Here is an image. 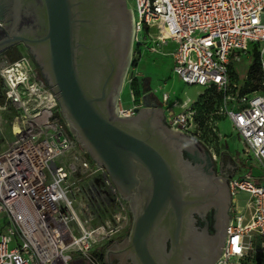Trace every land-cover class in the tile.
Listing matches in <instances>:
<instances>
[{
  "label": "built area",
  "instance_id": "2783aa9c",
  "mask_svg": "<svg viewBox=\"0 0 264 264\" xmlns=\"http://www.w3.org/2000/svg\"><path fill=\"white\" fill-rule=\"evenodd\" d=\"M126 2L131 48L170 56L172 71L201 87L199 94L210 88L222 94L197 120L195 100L173 112L176 101L169 105V94L162 91L166 124L201 141L217 160L225 139L218 122L227 118L251 168L261 171L234 174L228 181L230 221L215 264H264V91L240 93L229 75L230 63L255 47L264 85V0ZM0 77V109L10 112L12 136L0 150V264H106L94 248L124 230L126 202L105 169L80 148L29 55L0 61ZM117 110L129 116L137 107ZM85 178L94 199L115 196L112 221L92 224L87 207L75 210L74 192Z\"/></svg>",
  "mask_w": 264,
  "mask_h": 264
},
{
  "label": "water",
  "instance_id": "95a60500",
  "mask_svg": "<svg viewBox=\"0 0 264 264\" xmlns=\"http://www.w3.org/2000/svg\"><path fill=\"white\" fill-rule=\"evenodd\" d=\"M0 21V53L16 43L27 48L71 134L127 204L129 230L105 249L103 261L215 264L231 194L211 169L207 148L168 126L156 100L118 115L131 50L126 0H0ZM186 150L200 159L189 160ZM211 208L213 239L195 224V215Z\"/></svg>",
  "mask_w": 264,
  "mask_h": 264
},
{
  "label": "rangeland",
  "instance_id": "374dc122",
  "mask_svg": "<svg viewBox=\"0 0 264 264\" xmlns=\"http://www.w3.org/2000/svg\"><path fill=\"white\" fill-rule=\"evenodd\" d=\"M21 55L30 56L26 47L22 43H16L0 53V61L14 60ZM250 61L251 58L249 56L241 55L240 59L234 63L236 77L231 79L232 84H237L238 87H241L245 80L247 66ZM34 67L37 70L35 65ZM37 75L41 77L38 70ZM133 77L137 78L139 85L140 96L138 98L134 96L133 91L130 88V81ZM201 89L202 88L199 86L184 83L172 71V60L170 56L151 53L147 48L133 44L130 50L129 64L125 72L117 106L119 105L125 108L135 106L139 108L143 104L144 95L149 99L156 100L158 103L159 100L157 96H161L162 91L168 92L169 105H171L173 102L183 101L187 97L196 99L198 92ZM153 90H155V92H153ZM172 108L177 109L176 107ZM218 129L220 133L225 136V139L217 149L216 156L218 157V153L220 152V155L224 158L235 157L234 160L237 163L235 175H241L245 172L253 175L259 174L261 171L257 166L254 165V169L251 168L250 158L243 154V146L240 138L232 129L227 118H223L218 122ZM11 137L10 112L0 109V150L4 148L6 142L9 141ZM87 156L89 157V155ZM86 180L87 179L85 178L84 181H80L78 185L79 188L76 191L74 190L75 210L80 212L84 207H87L92 214V224L105 223L108 220L112 221V214L118 210V205L113 202L115 196L94 199L87 193V188L91 186ZM127 213L128 217L124 230L114 235L111 241L95 247L94 253L99 256L103 255L105 249L109 247L113 241L121 240L127 234L131 223V215L128 207Z\"/></svg>",
  "mask_w": 264,
  "mask_h": 264
},
{
  "label": "trees",
  "instance_id": "16d2710c",
  "mask_svg": "<svg viewBox=\"0 0 264 264\" xmlns=\"http://www.w3.org/2000/svg\"><path fill=\"white\" fill-rule=\"evenodd\" d=\"M247 56L251 58V61L247 66L245 80L243 81L241 87H239V92L247 93L253 90L264 91V85L262 84V72L260 68V54L255 47H252ZM234 63L231 62L229 65L230 79L236 77V73L234 72ZM130 88L133 91L134 96L138 98L140 96V90L136 77L131 79ZM221 97L222 94L217 92L214 88H210L203 94H199L196 100L192 103V106L197 111L196 119L200 120L203 112L212 110L214 104L218 103L221 100ZM3 98L2 79L0 77V102H3ZM100 258L103 259V255H101Z\"/></svg>",
  "mask_w": 264,
  "mask_h": 264
},
{
  "label": "flooded vegetation",
  "instance_id": "af4514ba",
  "mask_svg": "<svg viewBox=\"0 0 264 264\" xmlns=\"http://www.w3.org/2000/svg\"><path fill=\"white\" fill-rule=\"evenodd\" d=\"M31 59H32L34 65L37 67V70L39 71V68L36 65V63L34 62L32 57H31ZM39 73H40V71H39ZM148 99L149 98L147 96L144 97V100L148 101ZM164 122H165V119H164ZM183 153H184L185 157H187L189 160H191L193 162H196L200 159V157L196 153H194L190 150H186ZM204 156L205 155H203V157ZM210 158L211 159L208 163H210V167L214 171V174L218 175V176L222 175L228 184L230 177H232L235 174V171L237 168V163L235 162V160L231 159V157L224 158L223 156H220L217 160H213L211 155H210ZM230 201H231V198H230ZM228 212H229V210H228ZM195 219H196L195 224L197 225V227L200 230L206 231V234L213 239L216 235V230H217V219H216V214L214 212V209L213 208L209 209L203 216L195 215ZM110 264H122L121 259L118 257H115L111 260ZM123 264H131V262H130V260L127 259L126 261L123 262Z\"/></svg>",
  "mask_w": 264,
  "mask_h": 264
},
{
  "label": "crops",
  "instance_id": "0c3cea01",
  "mask_svg": "<svg viewBox=\"0 0 264 264\" xmlns=\"http://www.w3.org/2000/svg\"><path fill=\"white\" fill-rule=\"evenodd\" d=\"M199 93H200V91L198 92V95H199ZM157 96V95H156ZM157 98H158V100H159V102H160V96H157ZM153 99H148V101H152ZM194 100H196L195 98H191V97H187L186 99H184L183 101L181 100V101H176V108L177 109H173L172 107H171V110L173 111V112H178L179 110H180V107H179V105H181L182 103H186V104H190V103H192ZM145 102H147L146 100H144L143 99V104L141 105V106H143L144 104H145ZM159 102H158V104H159ZM160 106H161V102H160V104H159ZM162 108H163V105L161 106ZM164 114V113H163Z\"/></svg>",
  "mask_w": 264,
  "mask_h": 264
}]
</instances>
